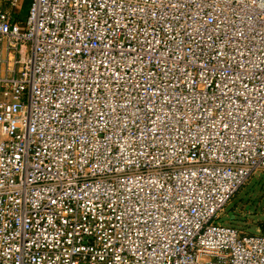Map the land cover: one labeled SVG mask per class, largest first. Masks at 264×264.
<instances>
[{"label":"built area","instance_id":"obj_1","mask_svg":"<svg viewBox=\"0 0 264 264\" xmlns=\"http://www.w3.org/2000/svg\"><path fill=\"white\" fill-rule=\"evenodd\" d=\"M20 3L0 7V264H264V230L218 222L264 171V0Z\"/></svg>","mask_w":264,"mask_h":264},{"label":"rangeland","instance_id":"obj_2","mask_svg":"<svg viewBox=\"0 0 264 264\" xmlns=\"http://www.w3.org/2000/svg\"><path fill=\"white\" fill-rule=\"evenodd\" d=\"M31 0H23L17 8V14L25 19ZM0 0V7L2 6ZM6 45L0 42V54L6 55ZM29 51L30 47L25 46ZM221 225H231L246 233L259 235L264 230V171L258 172L252 180L235 196L222 213Z\"/></svg>","mask_w":264,"mask_h":264},{"label":"crops","instance_id":"obj_3","mask_svg":"<svg viewBox=\"0 0 264 264\" xmlns=\"http://www.w3.org/2000/svg\"><path fill=\"white\" fill-rule=\"evenodd\" d=\"M23 0H21V3H22ZM22 18V17H21Z\"/></svg>","mask_w":264,"mask_h":264}]
</instances>
